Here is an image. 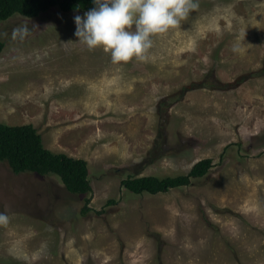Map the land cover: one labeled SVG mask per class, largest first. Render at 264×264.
I'll return each instance as SVG.
<instances>
[{"label":"rangeland","instance_id":"374dc122","mask_svg":"<svg viewBox=\"0 0 264 264\" xmlns=\"http://www.w3.org/2000/svg\"><path fill=\"white\" fill-rule=\"evenodd\" d=\"M198 3L154 38L152 60L122 66L75 43L85 12L0 22V123L31 124L46 149L85 160L93 210L82 216L84 196L55 176L0 163V264H264V0ZM21 26L23 41L13 38ZM241 77L237 88H210ZM205 158L215 166L190 186H121L186 174Z\"/></svg>","mask_w":264,"mask_h":264},{"label":"trees","instance_id":"16d2710c","mask_svg":"<svg viewBox=\"0 0 264 264\" xmlns=\"http://www.w3.org/2000/svg\"><path fill=\"white\" fill-rule=\"evenodd\" d=\"M92 7H94L93 0H0V22L15 15L29 19L38 18L52 8H58L62 12L69 13L86 12ZM4 46L0 40V54ZM255 74L264 76V67ZM251 76L248 75L247 78ZM244 78L241 77L229 84H214L210 88L218 90L237 88L242 84ZM205 86V82L192 84L191 87H185L181 92L174 94L171 100L178 102L190 90ZM171 100L169 99L168 102ZM168 106L170 104L165 100L160 101L158 111L161 113L163 108ZM155 150L161 152L163 146L156 147L152 152L154 153ZM0 163H6L14 174L29 173L42 177L55 176L67 192L72 195L84 196V205L80 211L82 216L93 211L90 207L92 188L87 162L62 153H53L46 149L41 135L33 125L10 126L0 123ZM214 166L215 163L212 158H205L196 162L186 174L164 178L155 176L127 177L122 180L121 186L134 195L168 193L174 189L190 186L193 180L205 177ZM114 204L116 201L111 199L106 206ZM102 212L103 210L96 211L97 214H102Z\"/></svg>","mask_w":264,"mask_h":264},{"label":"clouds","instance_id":"9594fccd","mask_svg":"<svg viewBox=\"0 0 264 264\" xmlns=\"http://www.w3.org/2000/svg\"><path fill=\"white\" fill-rule=\"evenodd\" d=\"M90 10L74 17L75 37L88 51L100 50L110 55L115 65L152 60L154 38L179 29L181 21L199 7L198 0H93ZM27 26L13 30V38L23 41ZM243 41L232 51L240 53ZM8 216L0 213V224Z\"/></svg>","mask_w":264,"mask_h":264}]
</instances>
